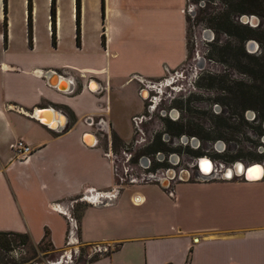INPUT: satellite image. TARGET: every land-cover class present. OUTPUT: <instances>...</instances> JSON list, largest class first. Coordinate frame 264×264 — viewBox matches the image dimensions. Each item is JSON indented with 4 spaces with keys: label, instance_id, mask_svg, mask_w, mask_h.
Returning <instances> with one entry per match:
<instances>
[{
    "label": "crops",
    "instance_id": "obj_1",
    "mask_svg": "<svg viewBox=\"0 0 264 264\" xmlns=\"http://www.w3.org/2000/svg\"><path fill=\"white\" fill-rule=\"evenodd\" d=\"M77 2L76 43V0H54L53 26L50 0H5V40L0 0V232L29 233L36 245L47 230L54 250L102 245L96 259L115 255L129 264L140 250L143 264H264V180L181 179L171 195L158 184L131 185L110 205L78 204L72 215L74 198L113 188L105 154L116 151L77 123L87 114L71 102L79 80L57 66L83 68L80 78L88 74V91L100 96L112 91L111 80L97 78L106 72L114 80L128 73L154 80L187 56L186 0ZM63 53L70 59L58 61ZM47 71L70 81L71 91L50 86ZM46 108L61 113L65 126L72 117L69 127L59 132L35 117ZM17 140L30 148L23 160L9 147ZM48 228L65 235L63 247H53Z\"/></svg>",
    "mask_w": 264,
    "mask_h": 264
},
{
    "label": "rangeland",
    "instance_id": "obj_2",
    "mask_svg": "<svg viewBox=\"0 0 264 264\" xmlns=\"http://www.w3.org/2000/svg\"><path fill=\"white\" fill-rule=\"evenodd\" d=\"M217 7H220V5L212 2V0L186 1V45L188 58L178 69L167 70L162 67L163 76L161 78L168 76L176 70L179 73L168 77L169 81L167 80V85H162L158 90H143L146 94L143 95V92H141L142 97L140 96V90L144 81H156L160 78L152 80L142 73L143 76L139 73H128L118 80H114V78H109L106 72L103 76L97 78H100L102 81L105 78L108 82L111 80L112 91L111 93L105 91L98 96V94L88 91V81L86 83V79L89 75L85 74L86 79L80 78V72L83 71V68H80L76 64L72 68L64 63L61 66L59 65L60 67L57 66L59 72L72 75L79 80L80 85L71 94V102L73 107L77 110L86 111L87 114H81L77 123L93 131L95 128L92 122H97L99 118L103 120L102 129L105 132L95 129L99 146L105 148L106 145L107 148V144L111 142L112 137L113 150L117 151L115 154H119L130 141H132V144L135 139L139 140V138L144 136L150 137L155 131L157 133L154 140L159 142L158 139L161 138L163 132L161 131V127L170 118L169 122L173 123L169 124L167 130L171 136L172 146L176 147H161H164L166 150L171 148L168 149L169 152H176L178 156H182V165L185 163L189 165L193 159H190L188 156L189 151H192L189 147H178L176 145L181 137L180 134L176 135L180 124L183 125L184 132H186L188 138L193 135L199 141L200 146L197 151L200 153V156L206 155L216 162L226 164H231L235 161H240L244 165H251L253 163L264 164V121H261L264 118L260 117L261 120H259L260 115L258 114L259 111L264 112V108H261L258 101L252 102L248 97L244 101V98H246L244 96L239 98L226 96L225 93L220 92L218 86L210 84V79L219 77L225 68L216 60L212 58L208 59V51L210 50L208 45L212 42L214 33L206 26L205 18L211 12H214ZM201 11L203 12L200 13ZM205 30L211 32V36L208 39L203 37ZM222 38L224 37L221 36ZM255 43L257 44V49L253 53L259 52L261 47L257 42ZM70 56L71 53H63L57 60L66 61L70 59ZM61 57L64 58L60 59ZM229 72L232 74L231 77L234 80L249 82L246 76H242L237 71H233L230 68ZM255 82L259 84L257 81ZM260 87L264 91V84ZM155 92H158L160 96L164 92L169 93V96L175 97L170 103L161 101L154 111L149 112L150 109L147 107L151 103H149L147 96H153ZM231 99L235 104L238 103V105L229 104L228 101L231 102ZM237 100L239 102H236ZM106 106L107 109L104 112ZM242 107L244 108L243 110H241ZM171 111H175L174 117L170 115ZM141 115L147 119L150 116V119H143V122L141 119L137 130L131 118ZM110 123L112 124V129H110ZM217 142L222 143L219 149L215 146ZM155 147L161 148L158 144ZM136 149H139L137 156L141 154L147 155L151 151V148L148 146L141 147L140 144L137 145ZM135 173L137 174L138 171ZM262 180H264V176ZM128 186L130 185L123 183L121 189ZM79 198L70 201V206L76 203V205L87 203ZM48 230L51 233L53 247H63L66 239L65 235L60 239V232L57 233L59 236L54 237L55 230H50L49 228ZM28 235L30 236L29 233ZM6 239L10 240L12 238L7 236ZM74 248V250H70V246H68L67 249L63 248L62 251H58L54 249L50 250L49 247L43 246V244L32 245L31 242H28L20 245L18 241H15L9 243L6 250L0 248V264H87L100 251L105 250V246L102 245H89L87 247L76 245ZM64 252H67L66 256H64ZM125 263L129 264V261H122V258L118 259L113 255L111 260H109V257H106L96 259L88 264ZM131 263L143 264V253L141 250L139 254L133 256Z\"/></svg>",
    "mask_w": 264,
    "mask_h": 264
},
{
    "label": "trees",
    "instance_id": "obj_3",
    "mask_svg": "<svg viewBox=\"0 0 264 264\" xmlns=\"http://www.w3.org/2000/svg\"><path fill=\"white\" fill-rule=\"evenodd\" d=\"M3 1V40H5V0ZM214 3H218L220 7L215 8L214 12H211L205 18L206 26L212 30L214 37L212 42L209 43V58L216 60L224 68V71L219 77L210 79V84L218 86L220 92L225 93L226 96L230 97H246L254 102L258 101L261 108H264V91L261 89V85L264 84V0H212ZM29 7V3H28ZM204 11V10H203ZM201 11L200 13H202ZM242 15L255 16L259 20L255 26L249 24H243L238 21V18ZM54 17V0H50V16L51 25ZM194 18V17H193ZM29 10L27 16V35L29 34L30 28ZM53 26V25H52ZM53 38V33L51 34ZM221 36L224 38L221 39ZM79 30H78V2L75 3V41L78 42ZM249 40L257 42L261 47L257 53H248L245 51L243 43ZM246 44V43H244ZM212 56V57H211ZM214 57V58H213ZM188 58V50L186 60ZM237 71L242 76H246L249 82L244 80H234L231 77L229 70ZM252 80V82H251ZM254 81V82H253ZM257 81L259 84H257ZM248 97V98H247ZM229 104H235L231 99ZM236 102H239L238 100ZM235 105H238L236 103ZM247 107L246 105H244ZM240 108V107H239ZM247 108H250L249 106ZM244 108L242 107L241 110ZM259 118H264V112L258 113ZM260 118V119H261ZM72 122V117L69 119L64 129H67ZM181 130V124L179 131ZM177 132V134L179 133ZM112 145V137H111ZM113 148V147H112ZM79 198V197H78ZM77 199V198H74ZM77 204V203H76ZM72 205L71 212L75 217L78 206ZM12 239L7 240L6 237ZM18 241L20 245H24L30 242V238L26 233H15V232H0V248L7 249L9 243ZM38 244L49 247L53 250L49 240V234L47 230L43 231V235ZM110 251H106L109 253ZM96 257L90 259L93 261Z\"/></svg>",
    "mask_w": 264,
    "mask_h": 264
},
{
    "label": "flooded vegetation",
    "instance_id": "obj_4",
    "mask_svg": "<svg viewBox=\"0 0 264 264\" xmlns=\"http://www.w3.org/2000/svg\"><path fill=\"white\" fill-rule=\"evenodd\" d=\"M165 85H167V83ZM141 92H143V90H140V96H141ZM169 95H170L169 93L163 92V95L160 96L158 92H155V95L147 96V98L149 99V103H151L150 104L151 108H150V105H148L149 107H147L148 109H150L149 112L154 111L156 106L161 101L165 103H170V101L173 100L175 96H169ZM174 112L171 111L170 113L172 117L175 116ZM164 114L166 115L165 111H164ZM141 117H142V122H143V119L145 120L150 119V116L148 117V119L144 118L142 115ZM259 120L261 119L259 118ZM169 121H170V118L168 121H166L165 125L164 126L162 125L161 127V131L163 132L161 134L162 135L161 138L158 139L159 142H156V140H154L155 135L157 133V131H155L150 137L144 136L140 138L139 144L141 147L146 145L149 148H151V151L148 152L147 155H145L148 160L147 161V166H148L147 171L152 172V173H161L163 176L166 175L169 178L168 183L170 186H172V184H174L175 182L180 181L181 178L182 180L184 178L185 180L186 179L187 180H190V179L197 180L199 178H203L204 176H206L207 178H210L209 181L222 180V177H229L230 180L243 179V177L245 176V174H243V171L246 172L247 168H249L251 165L255 164L253 166H263L264 167V164L253 163L251 165H244L240 161H235L234 163L226 164L223 162H216L206 155L200 156V153H198L197 151V149L200 146L199 141L195 137H193V135L192 136L189 135L190 138H188V135L186 134V132H184L183 125H181V130L178 133L180 134L181 137L177 141L176 145H178V147H182V146L189 147L192 151H189L188 156L190 159H193V161L189 165H187V163L182 165V156H178L176 152H172V151L169 152L168 149H171V148H168L166 150L164 147H161V146L173 147L172 146L173 144L170 140L171 136L167 130L169 128V124L173 122H169ZM261 121H264V120H261ZM178 134L176 133V135ZM142 136H143V133H142ZM217 140H220V139H217ZM212 141H216V140H212ZM156 144H158L161 148L155 147ZM220 144L222 145V143L217 142L215 145L216 148L218 149L221 148ZM153 156L154 158H152ZM162 184L164 185L163 181H161V185Z\"/></svg>",
    "mask_w": 264,
    "mask_h": 264
},
{
    "label": "built area",
    "instance_id": "obj_5",
    "mask_svg": "<svg viewBox=\"0 0 264 264\" xmlns=\"http://www.w3.org/2000/svg\"><path fill=\"white\" fill-rule=\"evenodd\" d=\"M187 1V0H186ZM180 71V70H179ZM179 72L178 70L171 72L168 76H164L156 81H144V83L141 85V90H158L159 87L162 85H165L168 77L172 75H177ZM143 80V79H141ZM142 117L141 116H135L132 117V123L135 125V128L138 130V125L141 122ZM90 123V121H88ZM102 123L103 121L101 119H98L97 122H92V125H94V128L96 130H102ZM140 131V129H139ZM105 132V131H104ZM132 141H130L119 154H115L116 152H112L110 148L106 151V156L110 158V161L112 162L113 167V175H114V186L111 190L108 192H93L95 197L89 196H83L79 199L87 202V204H93V205H110L112 200L115 197V194L119 192L121 189V186L123 183L131 185H138L140 183L142 184H159L161 185V181L164 182V185L161 186L167 191L169 195H171V187L168 183L169 178L166 175H162L161 173H152L147 171V158L145 155H139L137 156V153L135 152L139 149H136L137 145L140 143V138L135 139L134 142L131 144ZM111 143H108L110 145ZM10 149L17 159H25L28 154L30 153V148L26 146L22 141L17 140L10 144ZM136 149V150H135ZM138 173L136 174L135 172ZM182 179V178H181ZM180 179V180H181ZM210 178H207L204 176L203 178H199L197 180L201 181H209ZM222 180H230L228 177H222ZM135 202L136 199H134ZM63 215L66 217L67 222L73 223V218L71 215L66 214L65 212Z\"/></svg>",
    "mask_w": 264,
    "mask_h": 264
},
{
    "label": "water",
    "instance_id": "obj_6",
    "mask_svg": "<svg viewBox=\"0 0 264 264\" xmlns=\"http://www.w3.org/2000/svg\"><path fill=\"white\" fill-rule=\"evenodd\" d=\"M239 22H241L243 24L247 23L250 26H255L257 24L258 20L253 15H251V16L242 15L239 17ZM210 36H211V32L209 30H205L203 33V37L208 39ZM245 49L248 53H253L257 49V44L254 41L249 40L245 44ZM44 77L46 79V82L50 86L56 87L58 90H61L64 92H70L71 91L72 83L70 81L64 80V78H62V77H58L54 71L45 72ZM90 83L94 84L91 80L89 81V84ZM89 84H88V88H89ZM247 115H249V114H247ZM35 117L38 118L41 122H43L45 125H47L49 128H53V129L55 128L56 131L60 132L65 127V125H64L65 119L63 118L61 113L56 114L51 109H47V108L46 109H39L38 113L35 115ZM48 117L53 118L54 121L56 120L57 123H56L55 127L49 126V118ZM57 126H58V128H57ZM243 179L247 180V178L245 176L243 177ZM260 179H261V177L258 180H260ZM258 180H256V181H258ZM247 181H249V180H247Z\"/></svg>",
    "mask_w": 264,
    "mask_h": 264
},
{
    "label": "bare ground",
    "instance_id": "obj_7",
    "mask_svg": "<svg viewBox=\"0 0 264 264\" xmlns=\"http://www.w3.org/2000/svg\"><path fill=\"white\" fill-rule=\"evenodd\" d=\"M169 81V80H168ZM92 84V83H91ZM93 84H92V88H93ZM91 88V85H90ZM91 88V89H92ZM95 88V87H94ZM93 90V89H92ZM143 96V95H142ZM144 98V97H143ZM60 121V120H59ZM49 126H51V123L49 122ZM54 127V126H51ZM255 165V164H253ZM251 165L249 168H247L246 172L243 171V174H245V177L247 178V180H258L260 177L262 180V176L264 174V167L263 166H253ZM253 167V168H252ZM252 168V169H251ZM238 171V170H237ZM242 171V170H241Z\"/></svg>",
    "mask_w": 264,
    "mask_h": 264
}]
</instances>
